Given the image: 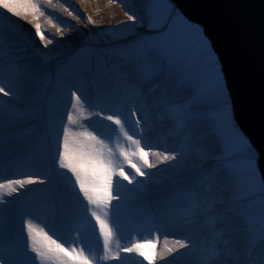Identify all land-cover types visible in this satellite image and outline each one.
<instances>
[{
	"label": "bare ground",
	"instance_id": "bare-ground-1",
	"mask_svg": "<svg viewBox=\"0 0 264 264\" xmlns=\"http://www.w3.org/2000/svg\"><path fill=\"white\" fill-rule=\"evenodd\" d=\"M101 1L121 8L122 18L125 19L129 15L134 19L143 18L144 14L149 15L150 6L147 0L66 2L75 4L77 11L92 21L91 29L96 30V21L107 16L98 11ZM170 1L174 2L187 20L200 28L201 24L188 18L175 0ZM13 2L17 5L19 15L0 8V88L4 90L0 92V219L5 222L4 228L7 230V234L0 231V264H60L56 258L41 260L33 253L27 261L26 253L29 252L24 243L27 236L20 228L26 219L38 224L42 221L41 226L44 230V226H47L52 239H56L69 251L73 248L76 253L83 250L89 257L90 264H173L170 262L173 259L174 264H215L212 261L217 264H263L264 241L259 242L257 248L248 251L250 243H246L245 233L243 237L238 234L241 228L238 216L244 213H241L243 210H248L252 201L249 195L241 194L238 198L234 195L246 185L243 182L244 177L240 180L238 174L240 165L243 164L240 158L246 152L240 153V150L236 156L228 148V156L220 155L219 133L225 123L224 117H215L209 111L218 105L217 94L211 89L213 87L209 86L210 92L202 100L197 97L196 80L202 83V66L194 69L196 74L189 77L190 72L185 65L188 59L179 54V62L175 56L154 48L146 53L154 65L150 79L143 80L138 73L137 66L141 61L136 59L135 62L133 58L128 63L127 67L131 71L130 74L126 73L129 74V93L118 80L110 81L107 87L97 86L96 80L100 75L97 69L91 74L83 75L76 83L77 93L85 94L89 108L95 110L85 114L83 120L75 122L76 132H81L85 137L87 132H92L97 138L111 137L118 131V126L105 117L116 115L125 118L127 135L133 140H140L145 151L176 155L185 159V162L181 159L179 162L168 160L161 163L162 156L150 155L149 162L156 167L146 168L137 157H131L132 162L147 173L139 176L127 161L122 157L118 158L115 163L123 165L125 174L134 179V183L129 184L123 177L118 176L120 168H114L113 181H121L119 193L106 188L101 193L105 199L108 195L116 198L109 205L97 208L89 205L83 194L80 196V191L76 192L59 176L60 172L55 165V148L59 144L51 135L46 113V96H41V99L37 96L46 86L43 78L48 72L54 75L60 71L59 65L63 63L60 62V57L80 46L84 34L74 29L75 32L69 34L67 43L62 33L58 38H51L52 42L48 43L49 39L42 40L35 28V22L45 14L37 18L36 12L31 8L25 9L30 2L40 4L41 9L43 5L51 7L52 0ZM49 21L53 26V20ZM81 23L79 20L76 24L80 27ZM201 27L217 56L216 64L222 71V80L228 93L224 102L231 105L233 128L239 131L238 137L243 135L250 141L253 163H256L262 178L258 163L260 151L235 117L219 53L205 34L203 25ZM92 30L87 33L90 34ZM55 62L58 64L55 65ZM109 65L108 62L107 69H110ZM189 65L195 68L192 64ZM110 72L113 73L111 69ZM112 90L116 96L112 93L109 97L114 104L106 105L105 110V105L97 99L104 98L105 93ZM4 92L9 94L4 95ZM211 97L212 103L209 102ZM221 98L219 97V101ZM94 103L104 106L102 109H95ZM132 104L140 109L134 111ZM118 106L121 107L120 110ZM133 113L138 116V121L130 115ZM34 125L38 126V130L32 129ZM214 137L218 138L217 141ZM42 138L45 142H42ZM125 138L127 144L121 143L119 150L129 153L137 151L136 145L130 144V140L126 136ZM46 157L49 158V163L46 162ZM226 157L231 158L230 163H225ZM187 158H192L193 162ZM36 163L42 166L37 168ZM181 176L183 177L180 178ZM26 179H31L33 183L24 184L23 187L14 183ZM150 181L153 183L151 186L156 188L155 191L150 186ZM5 183L11 184L8 191H3ZM247 183L249 186L250 182ZM39 184L43 187L42 190L25 202L27 196H30L28 191L38 188L36 185ZM262 199L264 201V196ZM90 208L113 230L114 235L107 250ZM52 215L55 219H52ZM181 244L186 246L181 247ZM135 245H144L142 251L145 256L126 251L127 247ZM175 247L179 251L175 252ZM180 248H183L182 252ZM176 260L179 262L176 263Z\"/></svg>",
	"mask_w": 264,
	"mask_h": 264
},
{
	"label": "rangeland",
	"instance_id": "rangeland-1",
	"mask_svg": "<svg viewBox=\"0 0 264 264\" xmlns=\"http://www.w3.org/2000/svg\"><path fill=\"white\" fill-rule=\"evenodd\" d=\"M66 1L52 0L51 7L43 5L41 10L45 13V15L43 18H39L35 22L36 24H40L41 34H43L47 39L58 38L62 33V35L65 36L64 41L67 43L68 39L70 38L69 34H72L75 32V30H80L84 34V40L80 46H77L74 50H70L66 55H64V57H60V62H63L59 65L60 71L55 72L53 75L52 72H48L46 69L48 75L43 78L45 79L46 86L42 89V91H39L37 95L39 99H41V96H46V113L51 128V135L59 144V146L55 148L57 155L55 165L57 170L60 172L59 176L66 183H68L69 186L71 185L76 192H79V185L75 182V177L73 174L68 171V169H62L59 166L58 154L59 152L63 151L65 128L69 130V139L70 141L74 142L76 147L79 148L81 146H85L88 148V150L99 153L106 161L113 159L117 160L120 158L119 149L121 148V143L122 145L127 144L125 135L123 133H119L118 131L113 133L114 135H111V137L98 138L105 141L106 146L103 147L95 141L88 140V138L85 137L84 134H81V132L78 133L75 131V122L77 123V121L83 120L85 114H89V112H92L91 110H94L93 108H89L90 106L88 105V101L86 99L88 97L85 96V94L82 95L77 93L76 90V83L83 77V75L89 73L91 74V72L93 73L97 69L100 72L99 78L96 80L97 86L105 87L110 83V81L118 80V82L123 83L124 87L129 93L130 85L128 83L127 77L131 71L127 65L131 59L134 58L133 60H135V62L137 59L143 63L145 59L148 58V56H146L147 50L154 48L166 51V53L170 54L171 56H175L178 61V56L181 54V56L183 55L186 60H189L188 63L185 64L188 67L187 70L190 72L189 77H192L196 74L194 69L197 70V67L202 66L200 68L202 70V83L196 80V82H198L196 85L197 97H200L202 100L206 93L208 91L210 92L211 87H213L211 89L215 92V94H217V100L216 98L214 99L218 102V105L213 106L209 111L215 117H224L223 120L225 123L224 126L220 128L222 130L219 133L221 139L220 141L218 140L220 143V155L227 154L228 156V152L231 151L232 155L237 156L239 155L240 150V153L246 152L245 155L240 158L241 163L243 164L240 165L238 170V174H240V180H243L241 178L244 177L243 182L246 185H244V189H240L239 192H235L234 195L236 198L240 197L241 194L242 196L249 195V198H251L252 201L250 202V207L248 206V210H243L241 213H244L238 216L241 220V228H239L240 232L238 234L243 237V234L245 233V241L246 243H250L248 246L249 249H247L248 251L252 250V248H257V244L261 241H264V201L262 199V195L260 194L261 175L257 169L256 163H253L254 156L251 155L252 150L250 148V141L246 137H243V135L238 137L239 131L233 128V117L232 113L230 112L231 105L230 103H227L228 105H226L224 102L225 96H228V93L226 91L227 89H225V83L222 80V71L220 70V66L216 64L217 56L211 49L210 42L204 35L201 25L200 28H197L195 23L187 20L186 17L181 14L178 7L173 4L174 2L170 0H147L150 6L149 15L144 14L143 18L138 17L132 21L122 18V10L118 6H113L111 3L109 5L107 2L101 1V3L98 4V11L106 14L107 16L96 21V30H92L91 28L93 27L90 23H88V19H86L85 15L77 11L75 4H68ZM69 12L72 13L71 16H69ZM38 13L39 12H36L37 18L40 16V13ZM50 19H52L54 22L52 23L53 26L50 24ZM79 20L82 22L80 27L78 24H76ZM74 21H76V23ZM58 27L61 29V31H57ZM152 29H154L153 32H149V30ZM91 30L92 32L88 34L87 32H90ZM135 33H137L136 36L133 35ZM65 49H68V47ZM168 58L171 57L169 56ZM108 62L113 73L110 72V69H107ZM56 64L58 63L55 62V65ZM180 64L183 65V63ZM189 64H192L195 68H191ZM126 73L129 74L126 75ZM41 76L44 77V75ZM47 85H50V87H47ZM73 93L76 94L75 97L73 96ZM112 93L114 96H116V93L112 90L111 92L105 93L104 98L100 97V100L97 99L98 102L105 105H102L105 107V110H107L106 105L114 104L109 97V95ZM77 97L79 99H77ZM219 97H222L220 101ZM212 101L213 97L209 98V102L212 103ZM102 106L96 103L93 104L95 109H102ZM132 107L134 111L140 109L138 107L135 108L134 104H132ZM120 109L121 107H119V110ZM69 115L72 116L74 123L69 121ZM130 115L134 118V120H139L136 113L135 115ZM113 116L120 118V116ZM120 119L122 120L123 124L126 123L125 118L121 117ZM32 129L38 130V126L34 125ZM213 139L217 141L218 138L216 139L214 137ZM41 140L42 142H45L44 138ZM129 143L131 144L132 141ZM228 148H230V151H228ZM176 158L174 159L177 160L176 162H179L178 160L181 159L185 162L184 158H178L177 156ZM45 159L46 162L49 163V158L46 157ZM187 159H190V161L193 162L192 158ZM38 163H36L38 166H36L37 168H39V165L42 166ZM40 169L42 168L40 167ZM34 174L37 175L36 172H34ZM182 177L183 176L180 178ZM247 181L250 182L249 186ZM149 183L150 186L153 184L151 181ZM10 185L11 184L9 183H5L3 191H8L10 189ZM40 185L41 184L36 185L38 188L36 187L35 189L28 191L30 196H27V200H24L25 202H27L30 197L35 196L37 194L36 192L42 190L43 187ZM151 187L155 191L156 188L153 186ZM158 188L161 187L159 186ZM73 191L69 190V192ZM81 194L82 193H80V196ZM22 199L23 197H21V200ZM237 201H239V199ZM245 215L247 216L245 217ZM52 216V219H55V216ZM28 221L29 220L26 219L24 220L23 225H20L21 230L24 231V234L27 236L26 241L24 242L26 249L29 252L26 253L27 261L30 260L31 253L36 254L35 252L31 251L32 245H35V247L41 249L43 248V245L47 244V241L44 240V236L40 234L41 230L50 236L48 234L50 230L47 229V226H44L46 228L45 230L41 226L42 221L39 222V224L31 222L35 230L32 234V241H30L27 228V224L29 223ZM4 227L5 222L0 219V231L2 230L3 234L7 232ZM174 251H179V248L177 249L175 247ZM182 251L183 248H180V252ZM176 261V263L179 262L178 260ZM170 262L174 264L175 260L173 259ZM212 263L217 264L213 261Z\"/></svg>",
	"mask_w": 264,
	"mask_h": 264
},
{
	"label": "water",
	"instance_id": "water-1",
	"mask_svg": "<svg viewBox=\"0 0 264 264\" xmlns=\"http://www.w3.org/2000/svg\"><path fill=\"white\" fill-rule=\"evenodd\" d=\"M203 25L222 61L235 117L264 177V0H175Z\"/></svg>",
	"mask_w": 264,
	"mask_h": 264
},
{
	"label": "snow or ice",
	"instance_id": "snow-or-ice-1",
	"mask_svg": "<svg viewBox=\"0 0 264 264\" xmlns=\"http://www.w3.org/2000/svg\"><path fill=\"white\" fill-rule=\"evenodd\" d=\"M0 8L7 10L8 13H12L13 15H19V12L16 10L17 5L13 2V0H0ZM27 8H31L33 12H39L41 16L45 13L41 10V5L38 3H29L26 6ZM72 13L69 12V16ZM130 21L134 20L132 15L128 16ZM88 23H92L91 20H88ZM37 34L40 35V38L43 40L45 36L41 34V26L39 23L35 25ZM57 31H61L58 27ZM52 41L49 39L48 43ZM154 70V65L150 58H146L145 61L137 66V71L142 77L143 80H148L152 77ZM3 88H0V92H3ZM9 93L4 92V95H8ZM75 97L76 94L73 93ZM77 99H79L77 97ZM135 115V113H133ZM70 122L72 120V116L68 117ZM107 120L112 121L115 125L118 126V131L123 133L128 140L132 141L133 144L136 145L137 151L129 153L127 151L121 150L119 152V156L122 157L125 161L128 162L129 166L135 170L136 175L145 176L147 173L144 172L141 167L137 166L136 163L132 162L131 157H137L140 161H142L143 166L146 168H154L155 164L150 163L148 157L150 155L161 157L160 162L163 163L168 160H174L176 157L173 155H162L158 152H150L145 151L144 147L141 146L140 140H133V138L127 135L124 124L120 118L114 117L112 115H108L106 117ZM86 136L88 140L95 141L100 144L102 147L106 146L105 141L102 139H98L96 135H93L92 132H87ZM111 151V149H110ZM59 166L62 169H68L73 176L75 177V182L79 185V191L83 194V197L88 201L89 205H95L97 208H100L102 205H109L110 201L115 199L112 195H108L107 199L101 194L106 188L110 191H116L119 193V189L121 186L120 180L113 181V169L116 167L120 168L118 172V176L123 177L124 180H127L129 184L134 183V179H130L129 175L125 174L123 165H118L115 163V160H104L99 153L88 150L87 147L81 146L76 147L74 142L69 139V130L67 128L64 129V142H63V151L59 152ZM231 158L226 157L225 163H230ZM227 170V169H226ZM14 183L19 184L23 187L24 184L33 183L31 179H26L23 181H15ZM261 190L260 194L264 196V177L261 178L260 181ZM15 191V188L13 189ZM92 212V216L95 218L96 223L99 225L100 234L104 238V248L107 250L109 248L110 240L112 239L114 233L112 228L109 227V224L101 219L99 215H97L96 211L93 209H89ZM107 215V212H105ZM29 239H32V234L34 232V227L31 222L27 224ZM41 235L44 236V240L47 241L46 245H43V249H38L35 245H32L31 251L36 253L37 258L43 260L45 258L52 259L56 258L60 261V264H90L89 257L85 255V252L81 250L79 253H76V250L73 248L71 251L65 248L61 243H58L56 239H52L50 236L45 234L43 230L40 232ZM181 247H185L186 245L181 244ZM144 245H135L133 247H127L126 251L129 253H136L139 256H145V253L142 251ZM147 258V257H145Z\"/></svg>",
	"mask_w": 264,
	"mask_h": 264
}]
</instances>
